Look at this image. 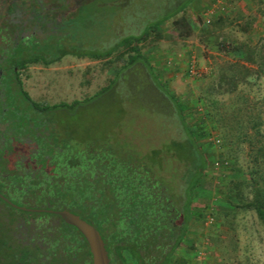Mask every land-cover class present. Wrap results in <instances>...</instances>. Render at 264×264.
<instances>
[{"label":"rangeland","instance_id":"obj_1","mask_svg":"<svg viewBox=\"0 0 264 264\" xmlns=\"http://www.w3.org/2000/svg\"><path fill=\"white\" fill-rule=\"evenodd\" d=\"M217 1L224 9L216 8L207 24L205 14ZM151 2L158 0H126L119 11L123 33H140L141 26L133 25ZM180 16L191 25L189 37L179 38L170 19L137 46L161 88L186 106V129L176 107L133 71L115 94L112 88L90 100L125 65L131 55L126 47L101 59L66 55L48 66L32 65L24 88L49 105L83 102L79 135L85 144L109 151L119 163L131 160L137 170L144 166L142 173L147 168L175 194L185 189L196 163L185 152L189 128L207 160L193 200L203 217L191 221L177 264H264L263 224L228 198L231 190H245L251 200L250 174L264 144V0H196ZM103 17L111 26L114 11Z\"/></svg>","mask_w":264,"mask_h":264},{"label":"flooded vegetation","instance_id":"obj_2","mask_svg":"<svg viewBox=\"0 0 264 264\" xmlns=\"http://www.w3.org/2000/svg\"><path fill=\"white\" fill-rule=\"evenodd\" d=\"M83 6V0H0L2 258L14 260L23 247L37 264H92L85 238L57 214L68 211L99 232L110 264H116L95 225V211L75 204L78 190H100V158L94 149L86 152L79 135L83 110L53 109L24 88L28 68L46 66L31 53L49 45L68 50L70 20L79 19ZM152 179L155 190H165Z\"/></svg>","mask_w":264,"mask_h":264},{"label":"trees","instance_id":"obj_3","mask_svg":"<svg viewBox=\"0 0 264 264\" xmlns=\"http://www.w3.org/2000/svg\"><path fill=\"white\" fill-rule=\"evenodd\" d=\"M195 1L158 0L157 4L147 3L146 12H142V18H145L141 21L134 19V22H139L133 27L141 26L140 33L126 35L123 33L126 30L124 28L126 26L123 25L125 19L120 17L119 12L126 6V0H83L84 6L80 10L79 19L70 20L74 26L70 30L69 49L60 50L59 46L49 45L43 50L36 49L32 52V60L47 66L59 61L65 55L101 59L111 56L122 47L129 48L131 55L118 71L115 79L90 100L112 88L115 94L118 90L116 87L124 83L125 73L130 74L133 71L145 77L157 97H160V94L164 95L176 107L181 125L186 129L185 117H183L186 106L161 88L149 58L140 53L137 45L147 38L155 27L170 19L179 38L189 37L192 28L188 19L177 16ZM149 8L150 12H147ZM108 10L114 11L111 26L107 24L108 19L103 17ZM134 15H139V12ZM114 24L116 28H120L119 31L117 29L116 34L112 33ZM99 26L101 28H98ZM83 104L78 101L71 104L60 103L53 105L52 108L79 107L81 109ZM187 134L189 138L187 143L184 142L187 149L184 150L191 153L196 163L193 173L189 174L185 183V189L176 194L159 179L157 181L159 186L164 187L165 190H155L153 179L142 173L144 166L141 165L142 168L137 170L131 160L119 163L109 151L94 146L93 143L86 145V152L94 149L100 158L97 179L100 190H78L79 195L75 204H83V207L95 211L97 215L95 225L104 237L112 262L116 264H177L178 250L187 241L191 221L194 218L203 217V211L193 206V200L195 189L207 166L206 156L193 137L196 136L195 133L187 128ZM262 158H264V144H261L256 151L254 164L257 167L250 174V180L253 183L252 190H249L252 195L251 200L245 199V190H231L228 192V198L242 203V208L254 211L264 226V160L260 162ZM145 169V172L150 171ZM241 183L244 185L246 182ZM69 200L71 201V198ZM88 202H91L89 207ZM1 256L0 254V264L39 263V260L31 258L23 247H20L15 254L14 260Z\"/></svg>","mask_w":264,"mask_h":264},{"label":"water","instance_id":"obj_4","mask_svg":"<svg viewBox=\"0 0 264 264\" xmlns=\"http://www.w3.org/2000/svg\"><path fill=\"white\" fill-rule=\"evenodd\" d=\"M57 214L66 224L75 227L85 238L92 256V264H110L105 244L93 226L68 211L57 212Z\"/></svg>","mask_w":264,"mask_h":264},{"label":"built area","instance_id":"obj_5","mask_svg":"<svg viewBox=\"0 0 264 264\" xmlns=\"http://www.w3.org/2000/svg\"><path fill=\"white\" fill-rule=\"evenodd\" d=\"M223 5H224V2L223 1H217L214 5H211L209 7L207 13L205 14L206 15L205 22L207 24L210 23V21H211V18L210 17H211V15H213L215 13L216 8H218L219 6H221L220 9L223 10L224 9L223 8Z\"/></svg>","mask_w":264,"mask_h":264}]
</instances>
